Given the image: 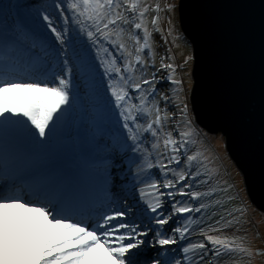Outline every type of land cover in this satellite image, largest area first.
Returning <instances> with one entry per match:
<instances>
[{
  "label": "rangeland",
  "instance_id": "1",
  "mask_svg": "<svg viewBox=\"0 0 264 264\" xmlns=\"http://www.w3.org/2000/svg\"><path fill=\"white\" fill-rule=\"evenodd\" d=\"M42 1L0 0L11 56L18 46L29 55L0 73V158L30 185L52 176L48 189L60 174H98L96 187L110 188L108 211L103 217L100 196L95 205L103 191L89 182L52 210L0 179V199L36 207L0 204V264H264V214L222 137L192 123L178 0ZM14 147L27 151L22 163ZM133 181L129 193L119 188ZM79 197L94 203L97 219L87 207L84 218L72 210Z\"/></svg>",
  "mask_w": 264,
  "mask_h": 264
},
{
  "label": "water",
  "instance_id": "2",
  "mask_svg": "<svg viewBox=\"0 0 264 264\" xmlns=\"http://www.w3.org/2000/svg\"><path fill=\"white\" fill-rule=\"evenodd\" d=\"M177 14L191 47L192 123L222 137L249 202L264 214V0H178Z\"/></svg>",
  "mask_w": 264,
  "mask_h": 264
},
{
  "label": "bare ground",
  "instance_id": "3",
  "mask_svg": "<svg viewBox=\"0 0 264 264\" xmlns=\"http://www.w3.org/2000/svg\"><path fill=\"white\" fill-rule=\"evenodd\" d=\"M36 4H43V1L42 0H37V2H36ZM30 8H27V7H23V6H19V9L17 10V11H21V12H23V10H29ZM14 17H16V14H14L13 15ZM18 17V16H17ZM14 19V18H13ZM2 18H0V21L2 22ZM11 28L9 27V25L8 26H3V25H1V33H2V35L4 36V37H6L7 38V36L9 35V34H11V30H10ZM34 32H35V29H34ZM13 36H15V35H13ZM16 38H14V39H16L17 40V36H15ZM0 41H2V40H0ZM14 48V47H13ZM24 49H21V46H18V48H15V50H16V54L14 55V56H4L3 55V53L2 52H0V73L1 72H4L9 66L10 67H12L14 64V62H15V60L17 59V58H19V56H24L25 54L23 53V50H25V46L23 47ZM27 48H29V47H27ZM25 52L27 53L26 54V57H29V55H28V51H26L25 50ZM28 60H29V58H28ZM27 60V61H28ZM4 61H9V63H8V65H6V66H3L2 65V63L4 62ZM102 61H104V59H102ZM9 67V68H10ZM95 77H99V78H101L100 76H98V75H95ZM104 80H109V79H111V78H109V77H107V78H103ZM15 178H16V181H17V186L15 187L14 185H13V181L15 180ZM52 178V176L51 177H49V178H47V177H42V178H40L39 180H38V182H39V185L42 187V189H46V187H45V182H47L49 179H51ZM63 180H65V176H60V178H58V180H57V178H56V182L58 183V184H61V183H63L64 181ZM19 182H22V179L19 177V175H18V173H15L13 170H11L8 174H4V180H3V184L4 183H7L6 184V187H11V185L10 184H12V188H9L10 190H8V189H6V191H8V192H10V193H14V194H21V193H23L24 191H25V188L23 187V186H21L20 184H19ZM136 185V182H134L133 181V184H131V182H127V183H125V184H123V185H121V186H119V188H125V191L127 192L128 191V193H129V191L130 190H132V189H134L135 186ZM1 186V185H0ZM63 190H68L67 189V187H65V188H63V189H60V188H56V187H54V189L52 190V192H54V193H58L59 191H63ZM35 193V191H33V194ZM102 205H103V207L102 208H104L105 206H106V204L104 205V202L102 203ZM134 208V207H133ZM132 207H128V210H130V209H133ZM74 211H76L77 212V210H75L74 209ZM108 210H107V208H104L103 209V211H102V215H103V217L105 216V214H106V212H107ZM84 212H80V213H77V215L78 216H83L82 218H84L85 216H84V214H83ZM95 214V215H94ZM87 215V214H86ZM91 215L94 217V218H96L97 219V215H96V213L94 212V211H91Z\"/></svg>",
  "mask_w": 264,
  "mask_h": 264
},
{
  "label": "trees",
  "instance_id": "4",
  "mask_svg": "<svg viewBox=\"0 0 264 264\" xmlns=\"http://www.w3.org/2000/svg\"><path fill=\"white\" fill-rule=\"evenodd\" d=\"M16 19H18V21H17V23H20L19 25L23 28V27H25V25L26 26H28V23H27V21L24 19V18H22V17H16ZM21 22H22V24H21ZM0 34H2L1 32H0ZM95 123V122H94ZM93 124V123H92ZM93 149V148H92ZM92 149H91V151H92ZM83 154H86L87 155V158H89L90 156H91V152L90 153H83ZM223 203V202H222ZM154 246V245H153ZM153 248V247H152ZM152 248H149V249H152ZM148 250V249H147ZM146 250V251H147ZM148 253V252H147Z\"/></svg>",
  "mask_w": 264,
  "mask_h": 264
}]
</instances>
